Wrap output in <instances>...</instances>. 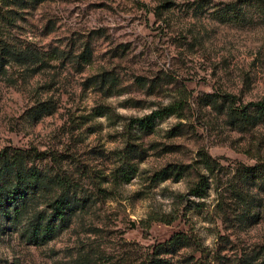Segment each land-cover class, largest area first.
Instances as JSON below:
<instances>
[{"label": "rangeland", "instance_id": "374dc122", "mask_svg": "<svg viewBox=\"0 0 264 264\" xmlns=\"http://www.w3.org/2000/svg\"><path fill=\"white\" fill-rule=\"evenodd\" d=\"M205 1L0 0V41L37 57L0 71V150L28 152L53 195L63 179L81 203L41 243L24 217L3 221L0 264H261L264 170L243 167L264 162V119L229 108L264 95V13ZM170 103L148 130L131 121Z\"/></svg>", "mask_w": 264, "mask_h": 264}, {"label": "trees", "instance_id": "16d2710c", "mask_svg": "<svg viewBox=\"0 0 264 264\" xmlns=\"http://www.w3.org/2000/svg\"><path fill=\"white\" fill-rule=\"evenodd\" d=\"M205 2L207 3L209 0ZM243 3L260 8L261 12L264 13V0H229L221 3L216 9H219L224 17H228L237 14L240 11V7L237 4ZM197 6H200V4ZM79 55L82 56V52ZM36 59V53L33 50L25 47H13L6 42L0 41V71L10 61L25 63ZM83 59L86 60L84 56ZM247 104L251 106L253 113L249 112L250 110L247 109V105H243L239 109H229L238 118H252L256 121L264 119V95L254 101H249ZM50 110L51 108L45 102H41L35 109L34 115L38 116L42 113L50 112ZM174 111L175 106L173 103H170L154 109L141 117H134L131 121L135 122V125L139 128L148 130L154 119ZM132 146H134L133 143L126 141L123 147L125 150L123 156L131 154L133 150ZM34 154L39 153L35 152ZM27 155L28 152L20 149L16 151L0 150V231L5 227L2 226L3 221H8L10 224L15 225L20 223L24 217L22 234L25 239L30 243H41L51 238L61 227L66 226L71 211L80 208L81 203L77 201L73 194L67 192L63 179H55L54 182L58 186L59 191L53 195V187L47 183L48 178L45 176V173L34 164L31 158H28V163ZM243 169H245L244 172L247 174L262 173L264 162L254 166H245ZM172 170H174L177 176L180 173L181 167L180 165L173 164ZM205 187V178L197 174V179L190 190L197 195H202ZM41 197L44 204L49 208L48 212H43L42 209H37L33 205ZM31 207L33 211L29 213ZM180 238L184 237L178 233H174L163 242L158 243L156 250H165L167 252L173 250L181 240ZM138 264L172 263L167 259L152 255L144 263ZM261 264H264V255L261 257Z\"/></svg>", "mask_w": 264, "mask_h": 264}]
</instances>
